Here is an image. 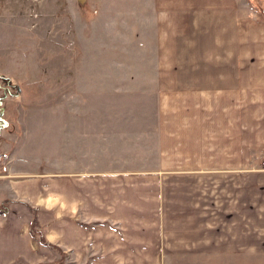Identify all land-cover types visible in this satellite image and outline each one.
<instances>
[{"label":"crops","instance_id":"obj_1","mask_svg":"<svg viewBox=\"0 0 264 264\" xmlns=\"http://www.w3.org/2000/svg\"><path fill=\"white\" fill-rule=\"evenodd\" d=\"M129 1L161 51L154 73L137 77L167 98L160 112L170 169L7 170L0 264L44 262L38 255L56 261L39 237L72 249L76 263L88 252V264H258L264 257V0Z\"/></svg>","mask_w":264,"mask_h":264},{"label":"rangeland","instance_id":"obj_2","mask_svg":"<svg viewBox=\"0 0 264 264\" xmlns=\"http://www.w3.org/2000/svg\"><path fill=\"white\" fill-rule=\"evenodd\" d=\"M107 4L0 0V151L6 153L0 203L10 196L7 170L58 175L170 169L160 112L167 98L153 94L149 78H138L154 73L161 51L150 28L137 23L135 1ZM120 4L128 8L125 18L118 15ZM47 244L57 260L38 255L45 264H88L92 255L76 263L66 245ZM255 259L264 264V257Z\"/></svg>","mask_w":264,"mask_h":264},{"label":"trees","instance_id":"obj_3","mask_svg":"<svg viewBox=\"0 0 264 264\" xmlns=\"http://www.w3.org/2000/svg\"><path fill=\"white\" fill-rule=\"evenodd\" d=\"M6 157V153L4 152H1L0 151V162H2L4 160V158ZM6 210V205L5 203H0V212H5ZM35 215V214H34ZM33 215V216H34ZM36 227V219L35 217H32V220H31V223H30V232L31 234L35 237L38 233V231L35 229ZM39 237V236H38ZM39 239L42 241V242H45V243H48L46 242V240H44L43 238L39 237ZM55 263V262H54ZM37 264H45V262H39Z\"/></svg>","mask_w":264,"mask_h":264},{"label":"built area","instance_id":"obj_4","mask_svg":"<svg viewBox=\"0 0 264 264\" xmlns=\"http://www.w3.org/2000/svg\"><path fill=\"white\" fill-rule=\"evenodd\" d=\"M262 164L264 165V156H263Z\"/></svg>","mask_w":264,"mask_h":264}]
</instances>
